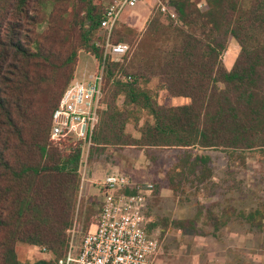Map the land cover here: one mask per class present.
Wrapping results in <instances>:
<instances>
[{
    "label": "trees",
    "instance_id": "16d2710c",
    "mask_svg": "<svg viewBox=\"0 0 264 264\" xmlns=\"http://www.w3.org/2000/svg\"><path fill=\"white\" fill-rule=\"evenodd\" d=\"M163 1L176 10L178 22L158 12L148 32L163 33L169 42L173 32L175 44L161 52L158 73L139 72L132 82L124 62H108L105 108L90 162L109 148L264 150V33L259 35L264 0H255L244 17L230 0H207L206 12L195 0ZM107 6L104 0H0V264H25L21 246L45 249L54 257L34 264H59L69 252L84 149L51 141L53 116L75 79L80 54L103 62ZM119 26L113 42L130 45L126 34H117ZM231 39L241 53L229 70L222 58ZM161 93L190 103L163 105ZM130 108L153 118L138 129V137L127 130ZM204 159L184 162L185 170L191 165L194 183L211 177L207 171L199 175ZM96 221L88 218V229ZM169 221L162 224L169 230L187 228Z\"/></svg>",
    "mask_w": 264,
    "mask_h": 264
},
{
    "label": "rangeland",
    "instance_id": "374dc122",
    "mask_svg": "<svg viewBox=\"0 0 264 264\" xmlns=\"http://www.w3.org/2000/svg\"><path fill=\"white\" fill-rule=\"evenodd\" d=\"M104 1L106 4L110 2ZM195 1L201 11L208 10L207 0ZM254 1L230 0L241 8L238 12L240 17L250 11ZM160 2L164 3L163 0H142L135 9H126L121 16L117 34H126L133 41L129 43L133 53L124 61V73L132 76L133 81L139 72L158 73L156 66L163 61L161 52L175 44L173 32L170 33V42L163 33L148 32L151 19L161 12ZM176 26L179 27L178 24ZM262 33L264 31L260 30L259 35ZM240 53L239 44L231 39L222 58L229 70ZM97 64L94 56L81 53L74 80H82L93 73ZM159 100L167 106L190 103L186 99H170L165 93L160 94ZM119 105L123 108V99ZM129 110L132 117L127 130L138 137L141 135L138 129L152 123L153 118L147 111ZM84 146V177L97 168L103 178L114 172L129 177L136 185L155 184L154 194L148 199L147 211L152 220L150 233L160 242V253L154 264H264L263 149L109 148L105 154L90 162L88 145ZM199 156L205 158L198 169L199 175L203 176L206 171L211 173L209 180L203 184L192 180L191 165L187 170L183 168L185 161L191 160L186 162L188 164L197 163ZM184 173L190 176H183ZM82 190H85L83 182L74 225L76 247L90 230L87 227L88 218L97 220L102 206L101 194L100 197L85 198L81 196ZM167 220L171 221L170 226L175 222L185 224L187 228L185 231L169 230L162 225ZM19 255L25 264L54 258L45 249L33 246H21Z\"/></svg>",
    "mask_w": 264,
    "mask_h": 264
},
{
    "label": "built area",
    "instance_id": "2783aa9c",
    "mask_svg": "<svg viewBox=\"0 0 264 264\" xmlns=\"http://www.w3.org/2000/svg\"><path fill=\"white\" fill-rule=\"evenodd\" d=\"M142 0H110L102 29L106 35L103 62L97 61L93 73L82 80H74L65 91L53 116L51 141L61 148L79 144L92 145L93 135L100 124L103 104L106 67L109 61L124 62L131 54L125 43H114L113 35L126 9H135ZM161 12L178 22L174 8L160 2ZM127 80L132 82V77ZM85 153V151H84ZM86 177L83 176V184ZM102 210L97 221L80 244L76 243V230L70 231V249L59 264H154L160 253L159 239L152 235V222L147 215L148 199L155 185H136L121 174H110L99 184ZM138 186L137 193L127 189Z\"/></svg>",
    "mask_w": 264,
    "mask_h": 264
},
{
    "label": "crops",
    "instance_id": "0c3cea01",
    "mask_svg": "<svg viewBox=\"0 0 264 264\" xmlns=\"http://www.w3.org/2000/svg\"><path fill=\"white\" fill-rule=\"evenodd\" d=\"M90 153V149L87 151V157ZM95 164H98V163H95ZM87 162H86V167H87ZM95 168V167H94ZM110 169V168H109ZM118 170V169H117ZM115 170V171H117ZM111 174H114L111 173ZM104 178L102 176H100L99 172H98V169L95 168L93 171L89 172V174L87 175L86 177V181L84 183L85 185V190H82V197H85V198H88V197H100V189H99V186L98 184L103 180ZM133 181V180H132ZM146 184V183H145ZM140 185H143V184H140ZM95 192H94V191ZM86 191V192H85ZM94 195V196H92ZM158 257V256H157ZM157 257L155 258V261L156 262V259Z\"/></svg>",
    "mask_w": 264,
    "mask_h": 264
}]
</instances>
